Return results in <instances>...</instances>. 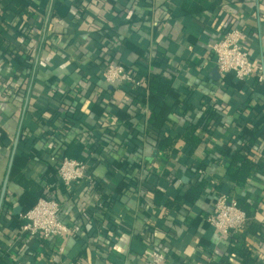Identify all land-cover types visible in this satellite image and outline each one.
I'll list each match as a JSON object with an SVG mask.
<instances>
[{
    "label": "crops",
    "instance_id": "crops-1",
    "mask_svg": "<svg viewBox=\"0 0 264 264\" xmlns=\"http://www.w3.org/2000/svg\"><path fill=\"white\" fill-rule=\"evenodd\" d=\"M23 3L31 18H15L12 55L0 51V264H212L230 248L264 264V82L214 72L210 49L238 29L264 72V0ZM110 53L142 87L105 82L97 64ZM153 77L170 82L164 99L150 92ZM149 109L166 121L159 138L148 130ZM192 126L201 143L191 156L183 138L161 144ZM246 143L260 167L241 184L228 165ZM63 155L86 162L92 181L63 186ZM20 175L61 204L68 235L21 234V215L36 204L16 182ZM201 180L198 200L164 207ZM157 190L165 193L160 205ZM221 193L250 204L252 217L237 235L208 223Z\"/></svg>",
    "mask_w": 264,
    "mask_h": 264
},
{
    "label": "built area",
    "instance_id": "built-area-1",
    "mask_svg": "<svg viewBox=\"0 0 264 264\" xmlns=\"http://www.w3.org/2000/svg\"><path fill=\"white\" fill-rule=\"evenodd\" d=\"M243 34L235 29L228 31L220 40L210 45L215 66L221 75L234 74L241 81L256 76L264 82V72L255 65L248 50L242 44ZM103 79L108 84H128L135 88L143 86L134 70L121 64L110 63L103 69ZM57 176L66 188L75 183L92 181L86 162L61 156L57 163ZM247 214L238 206L236 200L221 193L208 223L223 236H234L243 231L248 223ZM22 235L51 240L70 233V227L62 218L61 204L52 198H40L36 205L21 215Z\"/></svg>",
    "mask_w": 264,
    "mask_h": 264
},
{
    "label": "trees",
    "instance_id": "trees-1",
    "mask_svg": "<svg viewBox=\"0 0 264 264\" xmlns=\"http://www.w3.org/2000/svg\"><path fill=\"white\" fill-rule=\"evenodd\" d=\"M23 16H28L31 18V13L27 10L25 3L23 0H0V51L4 54H9L11 51L8 49L10 46V38L8 36V31L12 29V24L15 18H20ZM99 61V60H98ZM110 63H116L123 65L126 67L120 59H118L115 55L111 54L105 61H99L98 66L101 68H105ZM150 92L154 93L155 97H160L164 99L165 95L171 91V84L169 81L165 80L162 77H153L150 81L149 85ZM148 113V129L151 133L156 134L159 138L160 134L165 129V119L161 116V111L149 109ZM198 127V126H197ZM196 126L189 127L183 133H179L176 136L172 137V132L165 134V137L162 139L161 144H164L165 147L171 148L175 143L176 138H183L185 142L189 145L188 154L191 156L197 146L201 143V139L197 138L195 135V131L197 129ZM256 138V134H252V139ZM135 147V148H134ZM132 147V149H137L136 145ZM138 147V146H137ZM252 143H246V145L240 149V151L236 152L232 155L231 161L228 165V173L233 176L238 182L241 184L246 183L248 177L257 169H259V164L255 163L253 160L248 158L247 155L251 153ZM244 152L246 154L245 157L241 156V153ZM88 167V172H89ZM205 169V165L197 166L195 168L196 173L200 174L201 171ZM16 182L25 189L28 194V197L31 198L35 204L39 201L40 198H43V190L37 183L33 180L26 178L25 175H20L16 178ZM207 186V182L201 180L199 182H195L193 187H190L185 195L180 196L175 195V197L167 198L164 207L167 209H179L181 205H186L187 202H195L200 197L204 195L205 189ZM155 204L160 205V200L165 197V193L157 190L155 193ZM46 197V196H44ZM238 206L247 214L248 218L252 217L251 207L249 203H246L242 200H237ZM32 208V207H31ZM30 209V208H29ZM27 209V211L29 210ZM231 255H236L242 260V264H256L255 258L251 255V253L246 248H241V250H237L235 248H230L227 251V255L220 259L219 262H213L212 264H231L230 257Z\"/></svg>",
    "mask_w": 264,
    "mask_h": 264
},
{
    "label": "water",
    "instance_id": "water-1",
    "mask_svg": "<svg viewBox=\"0 0 264 264\" xmlns=\"http://www.w3.org/2000/svg\"><path fill=\"white\" fill-rule=\"evenodd\" d=\"M218 70L215 69L214 72H217ZM8 181V180H7ZM5 190H6V184L4 186V189H3V192H2V195H1V199H0V212H1V208H2V204H3V200H4V194H5ZM19 209H16L15 210V213L18 212Z\"/></svg>",
    "mask_w": 264,
    "mask_h": 264
}]
</instances>
